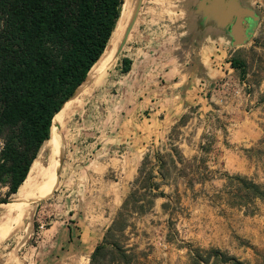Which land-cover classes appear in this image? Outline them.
I'll use <instances>...</instances> for the list:
<instances>
[{"label":"rangeland","instance_id":"obj_1","mask_svg":"<svg viewBox=\"0 0 264 264\" xmlns=\"http://www.w3.org/2000/svg\"><path fill=\"white\" fill-rule=\"evenodd\" d=\"M255 2L251 35L223 45L207 72L184 89L179 75L194 72L186 73L193 43L188 7L179 9L180 0L139 1L140 23L131 27L128 50L83 99L81 111L71 114L73 101L62 119L64 151L53 192L25 207L9 229L0 210V264H89L132 188L128 172L138 163L136 177L149 153L148 169L159 176L153 156L159 152L167 160L170 148L179 150L186 168H170L165 181L154 179L165 195L149 210L125 211L120 242L135 256L124 264H233L223 261L227 256L264 264V200L247 208L221 198L223 174L264 186V0ZM123 57L131 60L128 72L121 71ZM231 59L244 63V76Z\"/></svg>","mask_w":264,"mask_h":264},{"label":"trees","instance_id":"obj_2","mask_svg":"<svg viewBox=\"0 0 264 264\" xmlns=\"http://www.w3.org/2000/svg\"><path fill=\"white\" fill-rule=\"evenodd\" d=\"M123 2L0 0V203L17 193L44 143L51 138L56 111L107 51ZM121 62V71H129L130 58L123 57ZM230 64L241 68L244 76V63L231 59ZM199 148L207 152L204 144ZM167 156V160L159 152L153 156L159 176L148 169L152 164L150 154L143 156L132 188L90 254L89 264H124L134 258L135 253L120 242L128 226L125 211L149 210L155 197L165 195L154 179L165 181L170 168H186L177 148H170ZM198 168L207 169L203 164ZM223 175L226 181L221 198L226 204L248 208L256 199L264 200L262 184L240 174ZM190 251L193 258L198 257ZM222 259L249 264L232 256Z\"/></svg>","mask_w":264,"mask_h":264},{"label":"crops","instance_id":"obj_3","mask_svg":"<svg viewBox=\"0 0 264 264\" xmlns=\"http://www.w3.org/2000/svg\"><path fill=\"white\" fill-rule=\"evenodd\" d=\"M181 4H179V9H187V31L192 35V49H191V56H189L188 65L189 70L186 73H190L194 71L192 74L184 75L181 74L179 77H182L183 80L182 83H180V86H183L184 89L186 87V81H191L193 77H195L199 72L202 73V71L205 73L208 69V60L211 58L213 54H216V56L220 55L222 52L220 51L222 46L227 43H237L239 40H244L245 38H248L254 28V23L256 21V17L252 14L253 11L251 10V4L256 3V0H180ZM129 6L128 12L131 11V6L125 2L122 4V7ZM127 14L126 18L124 20L118 22L115 26V29L117 28L118 24H120V29L124 27L126 23H130L128 26L127 34L124 39V42L121 46V50L118 54H120L116 64L111 66L105 74L99 79V77L93 79V81L87 85H85L80 92L77 93V95L81 92H83L81 99L75 100L74 98V106L70 110L71 114H75L81 111L82 105H83V99L89 94L91 89L93 87L102 85V83L106 80L107 76L111 75L113 69L117 66L118 61L120 57L124 54L125 51L128 50L127 42H128V35L130 33L131 27L137 26L140 23V17L138 16V12H136L134 18L129 21ZM242 18V24H240V20ZM114 29V31H115ZM113 31V32H114ZM109 44V43H108ZM108 47V45H107ZM107 49V48H106ZM105 49V50H106ZM218 50L220 51L218 53ZM216 56L211 58L216 59ZM217 68V67H215ZM130 71V69H129ZM128 72V71H127ZM190 86V83H189ZM174 96L177 97L176 94ZM76 97V96H75ZM68 111V110H67ZM66 119V117L64 118ZM63 119V120H64ZM68 119V118H67ZM163 121V119H161ZM139 136V134H138ZM143 137L142 134L138 137L137 140H141ZM42 150L40 151L41 154ZM39 154V155H40ZM49 155L43 156L41 158H36L29 170V173L26 177V179L23 181V183L19 186L17 193H15L13 198L16 197H22L26 198L28 196L33 195L37 191V187L41 181V178H39L37 175H34L33 171L36 169L43 168L44 170L47 167L42 165V161L46 158L47 161H49L48 158ZM143 158V157H142ZM141 159V157L139 158ZM138 164V163H137ZM133 168V170L129 171V175H131L130 179L135 178V172H136V166ZM129 179V180H130ZM134 180V179H133ZM26 185L29 186L25 189H22V186ZM55 188V187H54ZM54 188L52 189L51 193L53 192ZM27 189V190H26ZM50 193V194H51ZM46 197L39 198L37 200H26L20 204L16 205H10L8 207L0 209L1 211H5V214L7 215V227L6 229H9L11 225L17 221V218L22 213V210L29 206L31 203L36 202L38 200L44 199ZM10 200V199H9ZM12 212H16L14 216H11ZM6 225V224H5ZM2 227L0 225V234L2 233ZM5 229V228H4ZM67 234L68 238H72L73 240V233L72 228L67 227ZM80 240V237L78 238ZM74 241V240H73Z\"/></svg>","mask_w":264,"mask_h":264},{"label":"bare ground","instance_id":"obj_4","mask_svg":"<svg viewBox=\"0 0 264 264\" xmlns=\"http://www.w3.org/2000/svg\"><path fill=\"white\" fill-rule=\"evenodd\" d=\"M139 1L140 0H126V3H128L131 6V11L130 13L128 12L129 6H127V4L123 6L121 9L122 11L120 12L118 22L124 20V18H126L128 13H129L128 19L129 21H131L137 12ZM129 24L130 23H126L124 27H122L121 29H120V24H118L115 31V36L111 39L107 51L106 52L104 51L105 54L103 53L104 55L103 54H102L103 56L101 55L102 57L99 58L95 66L89 72L87 78L84 80L83 83H81V85L78 86V88L75 90L73 95L69 97L67 100H65V102H63L60 108L56 111L52 119L51 138L48 141H46L43 145V148H46V150L49 151L48 154L49 167L46 173H44L45 171L41 168L40 169L38 168L35 171H33L34 175L37 176L43 175V179L40 181L37 187V191L33 195L28 196L26 198L16 197V198H11L8 202L0 203V209L8 207L10 205L20 204L30 199L35 201L39 198L48 197L50 195L52 189L56 184L57 176L59 173V167L61 164V159H63L62 155L64 151V137L61 132L62 119L66 115L67 110L69 111V109L71 108L72 102L74 101V98L77 95V93L80 92L85 85L91 83L93 79L97 77H99L100 79L111 66L116 64L121 54L118 53L120 52L121 50L120 48L126 37L128 30L127 28ZM41 155L42 152L38 158H40ZM27 187L26 185H23L22 189H25Z\"/></svg>","mask_w":264,"mask_h":264},{"label":"water","instance_id":"obj_5","mask_svg":"<svg viewBox=\"0 0 264 264\" xmlns=\"http://www.w3.org/2000/svg\"><path fill=\"white\" fill-rule=\"evenodd\" d=\"M239 20H240L239 23L242 24V18H241V19L239 18ZM241 42H242V39L239 40V42H237V43H241ZM86 78H87V77H86ZM86 78H85V79H86ZM83 82H84V81H83ZM77 88H78V87H77ZM77 88H76V89H77ZM76 89H75V90H76ZM74 92H75V91H74ZM74 92H73V93H74ZM73 93H72V95H73ZM72 95H70V97H71ZM68 98H69V97H68ZM68 98H67V99H68ZM67 99H66V100H67ZM64 102H65V101H64ZM60 106H61V105H60ZM59 108H60V107H59ZM59 108H58V109H59Z\"/></svg>","mask_w":264,"mask_h":264}]
</instances>
